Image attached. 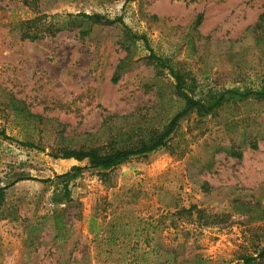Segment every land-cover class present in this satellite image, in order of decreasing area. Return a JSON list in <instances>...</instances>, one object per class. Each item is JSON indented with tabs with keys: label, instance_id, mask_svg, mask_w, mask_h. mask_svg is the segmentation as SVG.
<instances>
[{
	"label": "rangeland",
	"instance_id": "rangeland-1",
	"mask_svg": "<svg viewBox=\"0 0 264 264\" xmlns=\"http://www.w3.org/2000/svg\"><path fill=\"white\" fill-rule=\"evenodd\" d=\"M262 13L264 0H0V132L8 137L0 136V187H8L0 264L128 259V247L104 242L116 217L120 242L138 245L137 257L152 264L166 256L147 253L148 238L179 264L257 256L264 248V218L254 213L264 210V101L192 114L165 148L106 178L86 172L71 183L74 204L64 208L71 226L59 239L52 187L37 180L87 164L52 157L63 149L132 147L162 131L182 104L151 53L194 79L196 96L259 88L264 41L251 28ZM78 14L122 23L83 35L81 21L66 25ZM36 16L60 31L24 39L35 30L22 22ZM193 206L202 213L178 215Z\"/></svg>",
	"mask_w": 264,
	"mask_h": 264
},
{
	"label": "trees",
	"instance_id": "trees-1",
	"mask_svg": "<svg viewBox=\"0 0 264 264\" xmlns=\"http://www.w3.org/2000/svg\"><path fill=\"white\" fill-rule=\"evenodd\" d=\"M28 4V2H26ZM48 17L40 16L33 19L23 21L21 26L24 28L27 26L29 29L33 28L35 31L32 34H23L24 39H29L31 41L44 38L49 33L59 32V28L52 24H48L46 21ZM68 21L66 25L68 27L81 21V23L88 24V27L84 24L81 26V33L86 35L90 33L91 27L94 25L111 26L118 23H122L121 19L109 20L107 17L101 14H78V15H68ZM203 15L199 16L198 24L202 23ZM40 24H44L40 27ZM84 25V26H83ZM43 29V30H42ZM251 31L257 41H264V13H262L256 25L251 28ZM136 41L143 40L144 38L134 37ZM150 59L155 62L160 68L166 69L171 74L172 78L175 80V89L177 98L182 104L181 108L175 112L172 117L168 120L161 132L152 135L148 140L141 141L137 145L126 148H110V149H100V148H90V149H63L59 154H52L54 159H74L78 162H86L85 166H74L69 172L58 175L55 179L37 180L44 184H49L52 187V198L51 201L55 206L54 219L55 227L58 231L57 239L64 235V231H68L71 225L66 221L65 207L74 204L71 183L78 178H81L86 172L91 174L101 176L106 178L109 173L116 170L123 164L127 163L136 157H146L162 148H165L171 139V137L178 131L181 122L192 114H197L200 117H208L215 115L221 108L227 104L243 103L247 101H264V83L257 89H244L240 90L238 88L231 89H221L214 90L211 89L205 96H196V82L194 79L188 78V76L181 72L180 70H175V68L170 64L167 59L156 56L151 53ZM0 105L2 103L0 102ZM0 136L4 139H8L4 132H0ZM29 148H35L34 144L28 142L23 144ZM28 178H20L17 182L27 180ZM7 186L0 187V212L4 207L6 202V191ZM252 208V207H244ZM254 213L260 215L258 218H264V210L259 206L254 207ZM247 211H250L247 209ZM194 212L201 214L200 210H197L195 206L190 209H180L178 210V215L188 214L193 215ZM122 231L121 219L116 217L107 224V245L110 247L121 248L128 247L127 257L110 260L109 262H104L103 264H152L149 262L145 255L138 258L136 255L137 247L136 244H125L120 242V233ZM66 235V234H65ZM146 248L150 251L161 252L165 254V258L157 264H179L169 257L171 253L170 249L162 250L158 245L152 243V239L148 238L146 242ZM112 251H110L111 253ZM264 259V248L257 254V256H244L241 258L242 264H254L258 260ZM200 261V258H196Z\"/></svg>",
	"mask_w": 264,
	"mask_h": 264
}]
</instances>
